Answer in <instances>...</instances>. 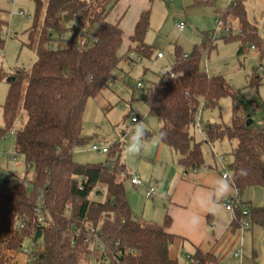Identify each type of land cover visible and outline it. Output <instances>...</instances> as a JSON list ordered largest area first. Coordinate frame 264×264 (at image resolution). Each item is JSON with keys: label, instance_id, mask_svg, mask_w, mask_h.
<instances>
[{"label": "trees", "instance_id": "1", "mask_svg": "<svg viewBox=\"0 0 264 264\" xmlns=\"http://www.w3.org/2000/svg\"><path fill=\"white\" fill-rule=\"evenodd\" d=\"M113 1L33 0L34 18L28 37L31 41L38 29L36 61L24 90L20 72L12 77L2 106L1 129L9 130L23 110L25 121L15 130L13 149L23 157L26 173L30 169L32 174L28 179L14 177L0 187V264H11L26 240L38 243L32 264H94L104 256L108 264H179L169 258L174 240L167 232L170 217L165 215L162 224L150 226L131 212L124 187L130 175L121 161L118 144L113 145L104 163L80 164L73 160L74 149L89 141L82 134L87 100L99 97L123 57L134 53L148 59L152 52L144 41L149 28V10H145L129 36L126 53L118 55L123 33L105 19ZM230 14L239 27L237 54L252 46L264 58V37L247 20L244 0H234ZM5 25L0 18V53ZM90 34L97 37L91 45ZM232 38L229 34L226 40ZM211 48L208 35L187 55L175 48L172 76H159L146 86L143 95L148 113L159 125L158 142L176 155L184 174L203 166L201 142H196L191 132L200 106L213 108L223 97H231L242 106V117L233 107L228 125H206V141H202L213 144L226 137L234 142L228 169L240 195L246 188L264 185V131L254 122L246 126L245 109L259 105L256 100L242 102L221 77L205 72L200 60ZM254 79L251 77L249 84L257 86L259 81ZM242 168L247 170L246 176L240 175ZM19 181H25L28 187L23 188ZM39 200L43 206L41 222L35 213ZM243 209L248 211L251 224H264V207L239 203L234 207L233 225L239 226ZM21 222L22 229L17 227ZM90 227L98 229L105 254L85 241ZM191 259L194 264L217 262L214 255L199 250Z\"/></svg>", "mask_w": 264, "mask_h": 264}, {"label": "rangeland", "instance_id": "2", "mask_svg": "<svg viewBox=\"0 0 264 264\" xmlns=\"http://www.w3.org/2000/svg\"><path fill=\"white\" fill-rule=\"evenodd\" d=\"M114 0L108 8L110 18L121 17L120 27L123 31V42L118 55L123 57L129 44V35L132 31L137 13L142 9H149V28L145 36V43L152 47L148 59L132 53L133 63L128 64L121 59L117 69L113 73L111 84L106 85L97 98H90L85 104L82 116V134L89 139L88 143L77 147L73 151L74 161L80 164H98L108 160L109 152L113 145L121 148L120 158L126 165L129 175L137 173L142 181L147 183L160 175L166 163L170 161V152L162 155L160 163L155 161L157 148L158 122L148 113L147 99L142 90L136 88V82L143 80L146 85L156 82L159 73L164 68L171 69L174 61L175 48H179L182 55L191 52L193 46L200 44L202 37L208 35L213 48L204 53L200 60L201 67L209 76L221 77L230 88L237 93V97L244 103L256 100L259 105L258 112L251 113V107H247V115L256 126L263 127L264 120V58H260L257 50H250L246 46L237 54L240 46L237 31V22L232 16H228L231 26L232 39H227L229 33L224 27H217L214 16L210 15L202 5H192L191 0ZM45 0H43V3ZM115 4V5H114ZM33 0H0V18L6 22L2 30L5 40L3 50L0 53V68L3 80L0 82V129L3 128L2 106L9 89L8 78L17 72L21 76V88L24 90L30 68L36 61L34 44L38 36V29L34 31L33 39L29 40V30L34 18ZM20 12L22 14H20ZM221 20V18H218ZM183 28L179 31L178 25ZM91 35V34H90ZM161 53L163 58H156ZM139 57V59H137ZM259 81L257 86L250 85L251 77ZM253 79V78H252ZM236 107L240 117L244 109L235 103L231 97L219 99L213 108H203L198 111V122L204 129L206 125H228ZM136 113L139 122H142L148 130V146L137 155H129L126 152L125 137L134 128L130 114ZM25 121L23 110H19L18 116L10 130L20 128ZM196 142H201L203 165L213 164V157L206 142H202L198 128L191 129ZM14 134L0 140V187L5 181L16 177L19 179L30 178L32 170L26 173L25 162L20 155H14ZM234 143L222 138L213 143V151L218 157H224V165L231 161V144ZM92 144L105 147L108 153L91 150ZM125 189L131 187L130 177L124 182ZM132 212V211H131ZM25 243H28L26 240ZM180 262V259H179Z\"/></svg>", "mask_w": 264, "mask_h": 264}, {"label": "crops", "instance_id": "3", "mask_svg": "<svg viewBox=\"0 0 264 264\" xmlns=\"http://www.w3.org/2000/svg\"><path fill=\"white\" fill-rule=\"evenodd\" d=\"M117 2L118 0L115 4ZM191 4L205 6L203 8L214 16V21H219L217 27H224L225 30L229 27L231 32L232 24L228 16H232L230 12L234 0H191ZM244 9L247 20L256 27L258 35L264 37V0H244ZM145 10L149 9H142L137 13L130 35L139 14ZM118 16L119 13L110 18L107 12L105 19L121 29L122 16ZM237 31L239 32L238 24ZM249 49L254 50L250 47ZM123 60L128 64L133 63L132 53L123 57ZM112 80L108 82V86ZM143 84L148 86L144 81ZM132 115L140 120L136 113L131 112L130 118ZM262 123L264 127V120ZM207 145L213 157V164L203 165L196 171L184 174L177 165L176 155L157 140L155 161L160 163L166 150L170 152V161L164 165L160 175H155L153 180L145 183L155 187V194L151 198L145 197V187L130 184L132 188L125 189L129 207L137 219L150 226L162 224L165 215L170 217L167 232L174 236V240L169 248V258L179 264H194L192 261L188 262L185 256L192 257L196 250L214 255L216 264H264V224H251L241 233L238 226L232 224L231 214L223 207L224 201L234 195L235 188L233 187L232 192L218 203L212 204L207 199L214 182L221 177V169L213 155L214 146L208 143ZM233 146L234 143L231 144V149ZM133 175L141 179L135 172L130 173V178ZM239 200L251 208L264 207V185L246 188L239 195ZM239 248L242 250V256L240 259L234 258L233 253Z\"/></svg>", "mask_w": 264, "mask_h": 264}, {"label": "built area", "instance_id": "4", "mask_svg": "<svg viewBox=\"0 0 264 264\" xmlns=\"http://www.w3.org/2000/svg\"><path fill=\"white\" fill-rule=\"evenodd\" d=\"M11 2H14V0H10ZM20 14H22L20 12ZM217 26L219 24V21L216 20L215 21ZM178 28H179V31L182 30L183 28V25L182 24H179L178 25ZM226 31L229 33L230 32V28L227 27ZM96 35L95 34H91L89 35V38H88V44L91 45L93 44L95 41H96ZM62 39H64V37H62ZM80 44H82V41H80ZM251 49H253L252 46H250ZM156 57L158 59H161L162 58V54L161 53H158L156 55ZM170 75L172 76V72H171V69H168V68H164V70L159 73V76H162V75ZM136 88L137 89H140L142 90V93L143 94H146V86L143 84V81H140L136 84ZM251 111L253 113H256L257 112V107L255 106H252L251 107ZM198 118V113L196 115V119ZM130 121L131 123H136L138 121L137 117L132 115V117L130 118ZM195 127L198 128V132H199V136L202 138V140L206 141V133L204 131V129L202 128V126L200 125V123L198 122V120L196 121V125ZM11 129V128H10ZM7 130L5 132H2L1 129H0V139H5L7 138L8 136V133L9 134H14L15 133V130ZM91 150L92 151H96V152H101V153H107L108 149H106L105 147H98L97 145H92L91 146ZM1 151H0V155H1ZM15 153L13 155V159L15 158ZM215 159H216V162L217 164L219 165L220 169H221V177L225 176V174L227 173L228 175H230V172H229V169H228V165L227 167L224 165V161H225V158L224 157H218L216 153H213ZM19 184L23 186V188H27L28 187V184L25 182V181H19ZM130 184L133 185V186H136V187H145V197L146 198H151L154 194H155V187L153 185H145V183L143 181H141V179L137 176V175H133L131 178H130ZM240 203V200H239V193L238 191L235 189V193L234 195L227 199L226 201H224L223 203V207L225 208V210H227L231 216H232V220L234 219V207L236 205H238ZM42 210H43V206H42V202L41 200L38 201L37 205H36V208H35V213H36V217H37V220L38 222H41L42 220ZM68 211V209H67ZM243 215V219L241 220V222L239 223V226H238V229L239 231L242 233L246 228H248L251 223L249 221V214H248V211L247 210H242V213ZM22 221V220H21ZM24 226V223L21 222V223H17V227L22 229ZM28 243H25L17 250V252L14 254V258L11 262V264H32V259H33V252L36 251V249L38 248V243L36 241H30V240H27ZM85 241L88 242V241H91L93 243V245L95 246V248L97 250H100L101 251V254H105V247L103 245V243L101 242L100 238H99V234H98V229L96 227H90L88 229V232H87V236L85 238ZM117 255H121V251H118L117 252ZM242 256V250L241 248H239L238 250H236L234 253H233V257L234 258H238L240 259ZM185 259L188 261V262H191V256L189 255H186L185 256ZM109 260L106 256H104L103 260L100 261V262H95L94 264H108Z\"/></svg>", "mask_w": 264, "mask_h": 264}, {"label": "clouds", "instance_id": "5", "mask_svg": "<svg viewBox=\"0 0 264 264\" xmlns=\"http://www.w3.org/2000/svg\"><path fill=\"white\" fill-rule=\"evenodd\" d=\"M148 130L142 122H136L128 135L125 137L126 152L129 155H137L144 150L148 144ZM240 175L246 176L247 170L240 169ZM234 178L227 173L225 176L217 178L214 182L208 196V201L212 204L218 203L220 200L226 198L233 190Z\"/></svg>", "mask_w": 264, "mask_h": 264}, {"label": "water", "instance_id": "6", "mask_svg": "<svg viewBox=\"0 0 264 264\" xmlns=\"http://www.w3.org/2000/svg\"><path fill=\"white\" fill-rule=\"evenodd\" d=\"M13 81V78H8L7 82L11 83ZM247 121H246V126H250L253 123V120L250 118V115L246 116Z\"/></svg>", "mask_w": 264, "mask_h": 264}]
</instances>
